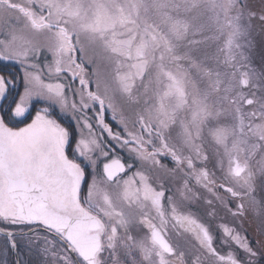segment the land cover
<instances>
[{"label": "snow or ice", "instance_id": "snow-or-ice-1", "mask_svg": "<svg viewBox=\"0 0 264 264\" xmlns=\"http://www.w3.org/2000/svg\"><path fill=\"white\" fill-rule=\"evenodd\" d=\"M257 23L251 0H0V264H264Z\"/></svg>", "mask_w": 264, "mask_h": 264}, {"label": "rangeland", "instance_id": "rangeland-1", "mask_svg": "<svg viewBox=\"0 0 264 264\" xmlns=\"http://www.w3.org/2000/svg\"><path fill=\"white\" fill-rule=\"evenodd\" d=\"M252 7L257 11L260 12L262 8H264V0H251ZM254 40H255V47L252 52L253 60L259 64L261 61H264V32H261L260 26L258 23L253 32ZM12 71H19V67L13 65L11 62H3L0 61V73L12 72ZM167 163V161H164ZM244 226L248 229L247 235L250 239H255L257 236V230L259 227V222L249 218Z\"/></svg>", "mask_w": 264, "mask_h": 264}]
</instances>
